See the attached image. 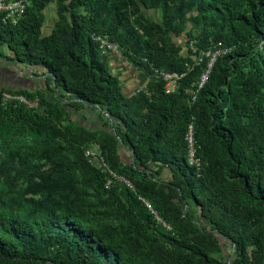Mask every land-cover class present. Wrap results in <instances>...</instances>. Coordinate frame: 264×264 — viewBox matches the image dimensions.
<instances>
[{"label":"trees","instance_id":"16d2710c","mask_svg":"<svg viewBox=\"0 0 264 264\" xmlns=\"http://www.w3.org/2000/svg\"><path fill=\"white\" fill-rule=\"evenodd\" d=\"M183 32L198 50L231 48L191 103L208 59L180 53ZM93 35L117 44L145 91L123 93ZM0 59L40 69L46 87L0 88L40 106L0 103V264H264V0H30L17 24L0 17ZM160 72L183 74L173 93ZM93 144L132 189L105 187L84 156Z\"/></svg>","mask_w":264,"mask_h":264},{"label":"built area","instance_id":"2783aa9c","mask_svg":"<svg viewBox=\"0 0 264 264\" xmlns=\"http://www.w3.org/2000/svg\"><path fill=\"white\" fill-rule=\"evenodd\" d=\"M30 0H0V17L4 24L7 25H15L17 24L24 16L26 7L29 4ZM93 40L98 44V49L100 50L102 55L114 54L116 56H121V52L117 46V44L108 40L105 36L93 35ZM231 48H227L221 52V54L229 53ZM221 54H210L208 52L205 56L208 59L206 64V70L203 74L200 75L199 79L191 85V89L189 92L190 101L193 102L195 100V96L198 91L203 87L206 83L210 69L213 63L216 60V57ZM159 75L165 81L164 92L166 94L173 93L176 89L175 83L183 77V74L179 75L177 73H162ZM134 94V93H133ZM1 106L6 107L10 104L12 105H24L27 108L35 109L38 105V99H35L33 102H28L26 98L20 94H12L9 92H4L0 98ZM185 140L187 142L189 148V162L191 164L198 165V159L194 157V140L192 127L189 126V130L185 136ZM84 156L88 162V164L101 173L106 175L105 187L109 188L113 182L123 183L130 189L132 186L129 181L124 178L118 176L113 171H111L104 159L102 158L99 146L97 144L91 145L88 149L85 150ZM146 206L149 208L148 204Z\"/></svg>","mask_w":264,"mask_h":264},{"label":"rangeland","instance_id":"374dc122","mask_svg":"<svg viewBox=\"0 0 264 264\" xmlns=\"http://www.w3.org/2000/svg\"><path fill=\"white\" fill-rule=\"evenodd\" d=\"M143 13L146 17L150 18L151 20L153 21H158L159 20V13L157 11H151V10H143ZM56 16H55V5L54 4H51L49 5L46 10H45V23H46V27L44 28V34L48 33V31L50 30V26L53 24L54 20H55ZM172 41L180 48V53L185 55V56H189L191 59H192V62H193V65H199L201 64L202 62V59L203 58H207L205 55L210 52V54H221L222 51H224L225 49H227L228 47H219V46H212L211 48H208L207 50H198L197 46H196V40L195 39H188L186 37V33L183 32V34L181 35H178V37H175V36H172ZM121 61H122V67L120 69H116L114 70V74L116 76H118V74L122 73L123 77H127V76H130L133 72H139L141 73L140 71L136 70L135 68L132 67V65H130L125 58L122 57L121 55ZM209 59V57H208ZM15 69L14 71V75H13V79L14 80H17V82L19 83V78L20 77H24L25 80H21L20 83L21 85L24 84L26 85V87L28 89H25L27 92L29 91H34V90H38L39 88H43L44 90L45 89V86L43 84V79L42 77H40V75L34 71L32 68H29V67H21V66H18V65H10L9 63H7L6 61L0 59V80L1 82H4V83H14V80H8V77H6L7 75L11 76V74L9 72H5L3 70V68H10L12 67ZM111 69V68H110ZM207 68L204 69V71L201 73L203 74L205 72ZM37 75L36 78L33 77V75ZM143 74V73H142ZM200 74V75H201ZM200 75L198 76V78L194 81V83L199 79ZM121 77V79L123 78ZM16 78V79H15ZM28 79V80H27ZM119 80V79H118ZM120 82V81H119ZM146 84H147V79L145 80V82L143 84H137V83H133V86H131L129 89L130 91H128V93H138L139 91H145L146 90ZM177 83H175L176 85ZM190 89H187L186 90V94L188 96V102L191 103L190 101V97H189V92H190ZM126 93V92H125ZM126 93V94H128ZM22 96H24L26 98V100L28 102H33L35 99H39L38 97H33V98H30V97H27L26 95H23V94H20ZM54 96L56 98H58L57 94H54ZM61 100L62 101H66L68 100V97L61 93ZM24 106V105H23ZM26 107V106H25ZM27 108V107H26ZM40 108L39 106V103L37 105V107L34 109V110H38ZM28 110H32L33 108H27ZM73 113V112H72ZM92 118L88 117V116H83V118L85 119V122L87 123L88 120H91L93 118H97L96 114L95 113H91L89 114ZM72 120H76L74 118H72ZM79 120H83V119H79ZM78 120V121H79ZM89 148V147H88ZM86 148V149H88ZM85 149V150H86ZM85 152V151H84ZM121 154L123 153L122 151L120 152ZM125 157V156H124ZM103 158V156H102ZM107 164V163H106ZM166 175V173H165ZM164 175V178H166V176ZM0 181L3 182V185H7L8 182L7 180H2V178H0ZM2 184H0L1 186ZM200 225L204 228H209V225H207V223H204V221H199ZM227 252H229V249H227ZM217 259L220 258V254H215L214 255Z\"/></svg>","mask_w":264,"mask_h":264},{"label":"crops","instance_id":"0c3cea01","mask_svg":"<svg viewBox=\"0 0 264 264\" xmlns=\"http://www.w3.org/2000/svg\"><path fill=\"white\" fill-rule=\"evenodd\" d=\"M55 20H56V18H55ZM55 20H54V22H55ZM54 22H53V24H54ZM53 24L50 26V30L53 28ZM46 27V23H45V26H44V28ZM49 30V31H50ZM48 31V32H49ZM106 57H107V65H108V68H109V70L114 74V70H116V69H120L121 67H122V61H121V56H116V55H114V54H108V55H106ZM7 63H9L10 65H14L13 63H11V62H7ZM15 66V65H14ZM121 66V67H120ZM111 68V69H110ZM3 70L6 72H9L10 74H11V76H9V75H7L6 77H8V80H14L13 78V75H14V71H15V69L13 68V66L12 67H10V68H3ZM34 71H36L39 75H40V77H42V79H43V84H44V86H45V83H44V77H43V75H42V71L40 70V69H36V68H34L33 69ZM115 75V74H114ZM116 76V75H115ZM33 77L34 78H36L37 77V75H33ZM118 79H119V81H120V86H121V88H122V91H123V93H128V91H130V87L131 86H133V83L135 82V83H137V84H143L144 82H145V80H146V78L144 77V75L142 74V73H139V72H133L130 76H127V77H123V75H122V73H120V74H118V76H116ZM121 77H123L122 79H121ZM16 79V78H15ZM19 83L17 82V80H14V83H11V82H9V83H4V82H1V80H0V88H3V89H5V90H19V89H22V90H25V89H28L27 87H26V85H24V84H22L21 85V83H20V81L21 80H25V78L24 77H20L19 79ZM28 80V79H27ZM45 89H46V87H45ZM26 91V90H25ZM41 92V93H43V92H46V90H44L43 88H39L38 90H32V91H29V92ZM73 112V111H72ZM71 112V119L72 118H74V119H83L82 121L81 120H79L80 122H81V124H83L84 126H85V128H87V129H89V130H95V129H100V125H101V123H100V121L97 119V118H93L92 120H91V122H90V120H88V122L86 123L85 122V119L83 118V116L85 117V116H88V117H90V118H92L89 114H90V112H88V111H81V112H73L72 113Z\"/></svg>","mask_w":264,"mask_h":264}]
</instances>
